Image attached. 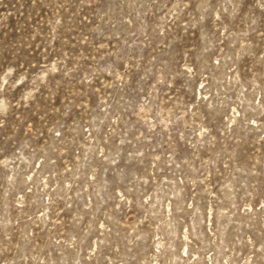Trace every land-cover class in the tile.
Here are the masks:
<instances>
[{
	"label": "clouds",
	"instance_id": "9594fccd",
	"mask_svg": "<svg viewBox=\"0 0 264 264\" xmlns=\"http://www.w3.org/2000/svg\"><path fill=\"white\" fill-rule=\"evenodd\" d=\"M19 2L0 0L30 29L0 42V264H179L217 166L264 176V0ZM225 254L264 264V226Z\"/></svg>",
	"mask_w": 264,
	"mask_h": 264
},
{
	"label": "rangeland",
	"instance_id": "374dc122",
	"mask_svg": "<svg viewBox=\"0 0 264 264\" xmlns=\"http://www.w3.org/2000/svg\"><path fill=\"white\" fill-rule=\"evenodd\" d=\"M7 8L3 11L13 12V8H19V0H3ZM26 7V6H25ZM25 15L18 13L9 15L5 20L0 21V42L7 43L20 37L24 32L29 31L28 21ZM84 13L81 12L83 17ZM33 17V22L35 21ZM131 26H129V30ZM253 145L248 138L242 139L235 145L233 158L237 166L247 168V157L251 152ZM259 147V145H256ZM231 167V164H229ZM183 179V177H181ZM211 191L204 194L202 209H198L196 218L191 219L182 229V244L179 251V264H184L186 258L189 264L204 254L205 264H227L228 256L225 252L236 235L237 229L244 224H249L255 230L264 226V176H247L239 175L235 183H230L226 179V173L223 165H218L214 174L209 176ZM254 181V183H253ZM226 185V187H222ZM245 191L251 193L245 196ZM59 217H51L50 220L55 222ZM61 223H63L61 221ZM87 224V221H84ZM103 222L97 226L103 231ZM173 223L166 224L165 227L173 228ZM112 228V225H109ZM118 229H113V234ZM191 233V234H189ZM159 237V233H156ZM164 246L163 239L152 246L151 251L154 253L157 249ZM95 247V244H93ZM172 251L175 245H172ZM107 255V253H105ZM147 264L144 256V250H133L130 254ZM111 260L112 256H108ZM118 261L129 259L128 250H120L117 256ZM155 260V257H153ZM178 257H172V264H177ZM155 264H159L156 260Z\"/></svg>",
	"mask_w": 264,
	"mask_h": 264
}]
</instances>
